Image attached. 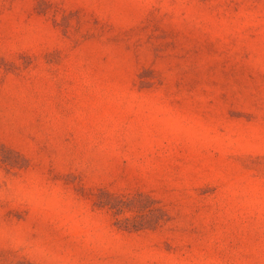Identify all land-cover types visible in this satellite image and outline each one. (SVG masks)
I'll return each instance as SVG.
<instances>
[{
  "label": "rangeland",
  "instance_id": "1",
  "mask_svg": "<svg viewBox=\"0 0 264 264\" xmlns=\"http://www.w3.org/2000/svg\"><path fill=\"white\" fill-rule=\"evenodd\" d=\"M0 264H264V0H0Z\"/></svg>",
  "mask_w": 264,
  "mask_h": 264
}]
</instances>
